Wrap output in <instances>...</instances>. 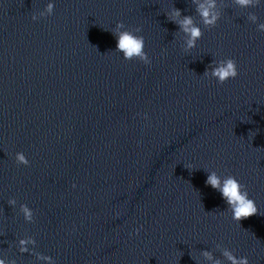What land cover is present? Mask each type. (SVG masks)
<instances>
[{
	"label": "water",
	"instance_id": "95a60500",
	"mask_svg": "<svg viewBox=\"0 0 264 264\" xmlns=\"http://www.w3.org/2000/svg\"><path fill=\"white\" fill-rule=\"evenodd\" d=\"M0 264H264V0H0Z\"/></svg>",
	"mask_w": 264,
	"mask_h": 264
}]
</instances>
